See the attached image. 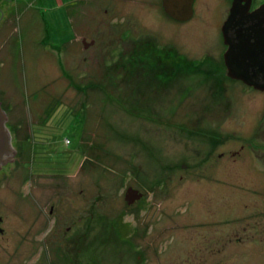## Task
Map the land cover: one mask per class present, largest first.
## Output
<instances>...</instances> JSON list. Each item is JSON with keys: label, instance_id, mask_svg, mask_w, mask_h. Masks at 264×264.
Segmentation results:
<instances>
[{"label": "rangeland", "instance_id": "1", "mask_svg": "<svg viewBox=\"0 0 264 264\" xmlns=\"http://www.w3.org/2000/svg\"><path fill=\"white\" fill-rule=\"evenodd\" d=\"M229 1L197 0L186 21L160 0L7 4L0 101L15 154L0 172V264H264V176L245 174L251 159L264 167V92L226 75ZM128 57L155 72L126 79ZM190 134L209 144L192 172ZM219 151L227 172L203 178ZM129 186L142 192L131 203Z\"/></svg>", "mask_w": 264, "mask_h": 264}, {"label": "water", "instance_id": "2", "mask_svg": "<svg viewBox=\"0 0 264 264\" xmlns=\"http://www.w3.org/2000/svg\"><path fill=\"white\" fill-rule=\"evenodd\" d=\"M248 1V0H246ZM193 0H162L165 11L172 17L184 20L192 14ZM264 2L252 10L248 3L233 0L230 13L222 25V34L227 48L224 60L229 76L240 78L248 84L264 87V45L259 38L264 37ZM85 45L88 44L83 39ZM7 115L0 101V163L13 160L15 150L11 144V134L6 125ZM142 196V192L131 186L125 193L128 203Z\"/></svg>", "mask_w": 264, "mask_h": 264}, {"label": "flooded vegetation", "instance_id": "3", "mask_svg": "<svg viewBox=\"0 0 264 264\" xmlns=\"http://www.w3.org/2000/svg\"><path fill=\"white\" fill-rule=\"evenodd\" d=\"M242 4H246V3H248V9L249 10H252V9H254L255 7H257V6H259L260 4H262L263 2H264V0H259L258 2H255V0H248V1H246V0H239ZM10 2H12V0H0V24L3 22V20H4V18L5 17H7V14H6V11H7V9H8V6H7V4L8 3H10ZM230 2V4L229 5H227L228 7H227V14H226V16L224 17V19H223V21H222V24L220 25V30H221V34H222V25H223V23H224V21L227 19V17H228V15H229V13H230V9H231V6H232V3H233V0H230L229 1ZM160 3H161V6H162V10H163V12H165L166 14H167V16L169 17V18H172V19H174V20H178V21H180L179 19H176V18H174V17H172L171 15H169L166 11H165V9H164V7H163V3H162V0H160ZM196 5H197V0H193V2H192V9H193V11H192V14H191V16L189 17V18H187V19H184L185 21L186 20H188V19H190V18H192L193 16H194V14H195V10L198 8H196ZM118 8H119V6H118ZM223 12V11H222ZM153 13V12H152ZM155 13V12H154ZM155 14H157V13H155ZM150 16V15H149ZM151 16H152V14H151ZM150 16V17H151ZM127 18H129L130 20H132L131 19V16L129 15V17H127ZM184 20H181V21H184ZM263 34H264V32H263ZM149 39H150V41L149 42H151L150 43V46H152L153 47V50H160V49H162L161 47H159L156 43V38L154 39L153 37H149ZM148 39V40H149ZM222 39H223V34H222ZM147 40V39H146ZM258 40H260V42H261V44L262 45H264V37H263V39L262 38H259ZM223 42H224V39H223ZM88 43H93V39H91V41H89ZM147 43V42H146ZM224 44H225V50H226V48H227V44L224 42ZM141 44H138L136 41H133L132 43H131V48H130V50L129 51H132V53H133V51H135L136 50V48L138 47V46H140ZM225 52V51H224ZM126 64H127V66H129L128 68H131V67H135V68H145L144 70H143V74L141 75L142 77H143V75L145 74V76L147 75V70H148V68L149 67H153L154 66V64L153 63H147V61L146 60H140V61H136V60H134V59H132V57H128L127 59H126ZM223 63H224V66H225V69H226V75L228 76V77H230L231 79H235L236 81H239V82H241V83H243L246 87H248V88H252V89H254V90H256V91H260V92H264V87H261V86H254V85H251V84H248V83H246L245 81H243L242 79H240V78H235V77H232V76H229L228 74H227V66H226V63H225V60H224V54H223ZM259 80H264V74L263 75H260L259 77ZM178 110H179V108H176L175 109V112H177L178 113ZM196 118V117H195ZM193 119V116H191L190 118H189V121L187 122V124H185V125H187L188 127L189 126H192L193 125V121L194 120H192ZM196 120V119H195ZM179 127H180V125H177V136L179 137ZM187 132H189L190 133V131H189V128H187ZM224 141L225 140H221L220 141V144H224ZM186 144H187V146L188 145H190V147H189V149H188V157H189V160H183V161H181V166L184 168V169H190L191 170V172H192V170L194 171V169H195V166L194 165H190L189 163H194V162H196V160H195V158H196V156H199L202 152V149H204V156L201 158V160H204V162H206L208 159H206L205 158V153H206V149H207V147H208V143H206V141H204L203 142V144L201 145L200 143H199V146H196L195 144V138L192 136V134H190V135H188L187 136V139H186ZM256 147L255 148H257V149H260V147L261 146H258V145H256V144H254ZM15 154V153H14ZM223 153H222V151H219L218 152V156H216L217 158H214L213 160H212V162L209 164V166L207 165V164H205V163H203V164H205V166L204 165H202L203 166V168H204V172H203V178H206L207 179V177L209 176V175H212V176H220V174L221 173H224V172H227V170H226V168H222V164L224 163L223 161H220L222 158H219V156H222L223 157V155H222ZM231 154H234V152L232 153L231 152ZM12 157H14V155L12 156ZM191 158V159H190ZM209 159H211V158H209ZM195 160V161H194ZM10 162H12V160H7L6 162H4V163H0V172H2V170H3V168H4V166L6 165V164H8V163H10ZM256 163L254 162V159H251V161L247 164L246 163V167H245V171H246V178L247 179H252V178H254L255 177V174L257 173L258 175V177L259 178H261L262 176H264V167H258V166H256L255 165ZM250 166V167H249ZM250 169H252V170H254V172L252 171V170H250ZM225 170V171H224ZM241 170H243V169H239V171H241ZM1 174V173H0ZM225 174V173H224ZM193 175V174H192ZM260 175V176H259ZM193 177V176H192ZM258 182V181H257ZM202 185H205V183L204 182H202ZM260 185V182L258 183V186ZM256 188H258V190H259V188L260 187H256ZM190 189H193V187H191ZM264 190V189H263ZM191 191H193V190H191ZM194 191H196V189L194 190ZM256 192H259V191H256ZM193 194V193H192ZM196 203H192L191 205H189L188 204V207H187V216H193L194 217V215H195V213H196V210L198 209V207H197V209H196ZM192 208H191V207ZM221 206V210H223V212H224V210H225V208L222 206V205H220ZM178 212H179V210H177ZM221 212V211H220ZM178 215V214H177ZM192 217V218H193ZM179 218V217H178ZM177 218V219H178ZM4 220V217L0 214V235L2 234H4L5 233V231H6V228L4 227V226H2L1 225V223H2V221ZM175 238H174V250H176V253L177 252H180V249L181 250H183V248L184 247H186L188 250L189 249H191V251H190V253L192 252V250H193V242H187V245L186 244H184L183 242H182V239L180 238V236H174ZM184 246H183V245ZM190 244V245H189ZM199 250V249H198ZM15 252V246H14V248L12 249V251H11V254L12 253H14ZM205 252H201V254H204ZM1 257H3V256H1ZM202 260H201V262L199 263V264H204L203 263V258H204V255H203V257H200Z\"/></svg>", "mask_w": 264, "mask_h": 264}, {"label": "trees", "instance_id": "4", "mask_svg": "<svg viewBox=\"0 0 264 264\" xmlns=\"http://www.w3.org/2000/svg\"><path fill=\"white\" fill-rule=\"evenodd\" d=\"M145 68H135V67H131V68H124V71H123V75H124V77L127 79V77H128V79H129V77H130V73H132V76H134L135 78H141V80L143 79V77L145 76V74L143 75V77L141 76L142 74H143V70H144ZM155 72V68H153V67H149L148 68V70H147V75L148 74H153ZM130 101V103H134L135 104V101H134V99H130L129 100Z\"/></svg>", "mask_w": 264, "mask_h": 264}, {"label": "crops", "instance_id": "5", "mask_svg": "<svg viewBox=\"0 0 264 264\" xmlns=\"http://www.w3.org/2000/svg\"><path fill=\"white\" fill-rule=\"evenodd\" d=\"M62 3V2H61ZM67 31V30H66ZM65 32V31H64Z\"/></svg>", "mask_w": 264, "mask_h": 264}]
</instances>
